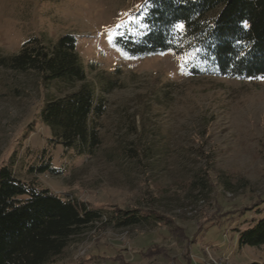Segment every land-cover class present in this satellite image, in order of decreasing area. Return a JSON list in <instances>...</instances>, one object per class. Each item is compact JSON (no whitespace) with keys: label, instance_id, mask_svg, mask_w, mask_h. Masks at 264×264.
<instances>
[{"label":"rangeland","instance_id":"374dc122","mask_svg":"<svg viewBox=\"0 0 264 264\" xmlns=\"http://www.w3.org/2000/svg\"><path fill=\"white\" fill-rule=\"evenodd\" d=\"M142 1L0 0L1 52H18L35 36L50 42L73 34L87 79L106 100L100 144L79 154L50 140L41 110L48 98L81 82L44 83L33 69L0 66V167L103 212V222L86 228L50 264H168L166 255L136 251L159 243L179 254L181 241L169 227L192 236L218 213L219 201L234 211L264 191V77L192 75L187 56L123 52L114 43L116 25ZM105 29L112 30V44ZM47 162L59 172H41ZM119 209L155 210L160 217L118 226L111 215ZM225 223L191 246L193 264H264V246L238 243L235 227L247 223ZM118 254L120 263L110 258Z\"/></svg>","mask_w":264,"mask_h":264},{"label":"trees","instance_id":"16d2710c","mask_svg":"<svg viewBox=\"0 0 264 264\" xmlns=\"http://www.w3.org/2000/svg\"><path fill=\"white\" fill-rule=\"evenodd\" d=\"M130 17L137 19L130 22ZM130 17L121 27H116L114 35V43L129 55L172 52L187 56L185 68L192 75L264 77V0H143ZM177 22L184 24L183 33L174 30L173 24ZM145 24L148 27L142 26ZM0 66L33 69L44 83L59 79L73 86L81 82L62 96L48 98L41 118L50 128L53 143L75 149L79 154L96 150L100 144L99 119L105 112L106 100L87 79L75 35L63 34L50 42L35 36L24 41L18 52L4 54L0 50ZM47 169L59 172L50 162L39 167L41 172ZM218 205V213L192 236L178 230V226L168 228L181 241L179 254L172 255L159 243L136 252L141 257L166 255L168 264H193L191 246L200 241L209 227L224 224L231 218L247 223L244 228L235 227L240 245L264 246V191L252 203L234 211L224 210L221 201ZM102 215L100 209L38 187L3 165L0 167V264H50L86 228L103 222ZM158 216L155 210L149 214L121 209L111 215L118 226L154 220ZM110 258L120 263L123 257L118 254Z\"/></svg>","mask_w":264,"mask_h":264},{"label":"snow or ice","instance_id":"6c2138e0","mask_svg":"<svg viewBox=\"0 0 264 264\" xmlns=\"http://www.w3.org/2000/svg\"><path fill=\"white\" fill-rule=\"evenodd\" d=\"M125 15H130V14H125ZM137 18L136 17H130V22L131 21H134V20H136ZM122 26V24H118V25H116V27L117 28H119V27H121ZM143 27H148L146 24L145 25H142ZM245 27H247V24L245 23V25H244ZM173 28H174V30L176 31V32H178V33H183L184 32V30H185V28H184V24L182 23V22H177V23H175V24H173ZM105 35H106V37H107V39H108V42L110 43V44H112L113 43V35H112V30L111 29H105V33H104ZM181 70H182V72H183V65H181Z\"/></svg>","mask_w":264,"mask_h":264},{"label":"built area","instance_id":"2783aa9c","mask_svg":"<svg viewBox=\"0 0 264 264\" xmlns=\"http://www.w3.org/2000/svg\"><path fill=\"white\" fill-rule=\"evenodd\" d=\"M206 264H223L220 260H209Z\"/></svg>","mask_w":264,"mask_h":264},{"label":"crops","instance_id":"0c3cea01","mask_svg":"<svg viewBox=\"0 0 264 264\" xmlns=\"http://www.w3.org/2000/svg\"><path fill=\"white\" fill-rule=\"evenodd\" d=\"M219 246H220V248H223V245H222V243H220V245H219Z\"/></svg>","mask_w":264,"mask_h":264}]
</instances>
